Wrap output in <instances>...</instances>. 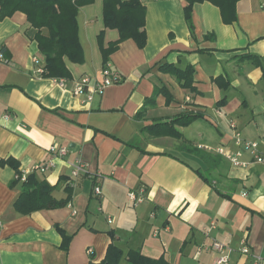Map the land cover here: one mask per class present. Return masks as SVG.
I'll return each instance as SVG.
<instances>
[{"label": "crops", "instance_id": "crops-1", "mask_svg": "<svg viewBox=\"0 0 264 264\" xmlns=\"http://www.w3.org/2000/svg\"><path fill=\"white\" fill-rule=\"evenodd\" d=\"M142 2L145 47L121 42L108 63L123 81L91 101L74 94L75 82L100 78L98 35L104 31L106 44L119 38L104 25L103 0L80 8L85 63L67 60L70 79L41 76L25 13L0 20V161L16 159L23 174L57 185L55 197L69 196L64 207L18 213L13 204L22 183L12 184L16 170L0 164V264L99 263L111 243L174 264H218L215 240L231 248L230 264H264V164L234 166L215 151L240 149L232 122L264 151V0H239L234 23H225L210 1L195 3L194 33L187 0ZM166 63L192 64L194 90L162 71ZM187 112L202 117L176 125L180 139L143 131ZM79 160L85 172L71 183ZM50 161L48 172L33 170ZM141 190L145 200L135 203L129 193ZM57 225L73 235L67 252ZM245 242L250 254L241 252ZM120 264H128L125 255Z\"/></svg>", "mask_w": 264, "mask_h": 264}, {"label": "trees", "instance_id": "trees-1", "mask_svg": "<svg viewBox=\"0 0 264 264\" xmlns=\"http://www.w3.org/2000/svg\"><path fill=\"white\" fill-rule=\"evenodd\" d=\"M204 1H210L220 8L225 23L237 21L239 0H187L185 17L192 33L195 30L192 17L193 6L195 3ZM94 2L95 0H0V20L18 11L25 13L35 30L33 39L39 48L40 63L38 65L43 68L41 76L70 79L72 74L67 60L72 63H85V52L79 36L78 13L81 7ZM103 20L106 28L119 31V38L108 44L104 40V31L98 35L103 66L109 62L111 54L126 39L131 38L140 48L145 47L147 43L146 7L142 0H103ZM247 57L252 58L255 63L261 61L259 56L253 54ZM160 69L175 76L183 88L194 90L195 69L192 64L180 68L166 63L161 65ZM166 94L170 98L167 92ZM225 102L224 98L219 102V106ZM200 117H202L201 113L187 112L169 121H160L151 126H145L143 131L153 136H171L180 139L183 134L176 128V125L188 126ZM0 164H9L16 170L17 177L12 184L22 183L21 192L13 204L18 213L30 214L42 209L61 208L68 204L69 196L61 199L55 197L54 191L58 186L50 184L46 179L38 178L35 172L23 179V172L19 170V163L16 159L11 157L2 159ZM66 190H70L69 186ZM57 230L63 237L61 248L67 252L73 235L68 234L59 225H57ZM124 255L128 264H174L164 256L148 257L139 249L131 248L124 253L114 243L109 245L106 256L101 262H90L89 264H120Z\"/></svg>", "mask_w": 264, "mask_h": 264}, {"label": "built area", "instance_id": "built-area-1", "mask_svg": "<svg viewBox=\"0 0 264 264\" xmlns=\"http://www.w3.org/2000/svg\"><path fill=\"white\" fill-rule=\"evenodd\" d=\"M0 60L2 57L0 55ZM35 62L37 64L40 63V59L38 57L35 58ZM39 72H43V68L39 67ZM58 79V78H57ZM61 85L65 84V79H59ZM123 81V75L113 69L109 63L102 67L100 71V78H93L89 75H83L79 77L75 82V87L73 92L76 96H83L86 100L91 101L95 95L102 94L108 86L113 84H118ZM232 128L235 131L234 134V142L240 148L238 151L234 153H226L222 147H217L215 151L221 155H225L227 159L234 165L238 167H248L252 163H263L264 164V151L260 147V143L258 141L247 139L241 131L238 130L237 125L235 122L231 123ZM58 147L52 146L51 150L56 151ZM67 153V148L62 147L58 149L59 155H65ZM244 153H248L251 155V160L246 161L243 159ZM53 166V162L50 161L48 163H43L40 165H36L33 167V170L41 171V172H48ZM86 169V165L82 161H78L74 165V169L71 173L70 182L73 183L75 179L81 174L84 173ZM27 174H23V179H25ZM96 194L100 195L102 193L101 188L99 186H95ZM144 190L140 192L131 191L129 193V197L135 203H141L145 200ZM212 248L219 253V257L217 260L218 264H230V256L229 253L231 252V248L220 242L215 240L212 243ZM89 252L92 253V249H89ZM241 252L244 254H250L249 246L247 243H243L241 248ZM257 261L256 264L258 263Z\"/></svg>", "mask_w": 264, "mask_h": 264}]
</instances>
